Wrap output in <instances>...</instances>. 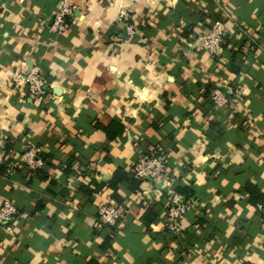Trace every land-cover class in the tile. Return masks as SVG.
<instances>
[{
    "label": "crops",
    "instance_id": "0c3cea01",
    "mask_svg": "<svg viewBox=\"0 0 264 264\" xmlns=\"http://www.w3.org/2000/svg\"><path fill=\"white\" fill-rule=\"evenodd\" d=\"M71 1L76 22L56 33L64 0H0V143L13 154L0 200L19 209L12 234L0 225V264H264V201L246 189L264 193V0ZM225 14L221 52L198 48ZM34 66L51 84L41 96L17 80ZM210 86L230 103L214 106ZM34 147L36 170L20 161ZM156 150L170 189L192 192H179V233L170 190L133 174ZM110 199L126 206L117 225L98 220Z\"/></svg>",
    "mask_w": 264,
    "mask_h": 264
},
{
    "label": "built area",
    "instance_id": "2783aa9c",
    "mask_svg": "<svg viewBox=\"0 0 264 264\" xmlns=\"http://www.w3.org/2000/svg\"><path fill=\"white\" fill-rule=\"evenodd\" d=\"M77 6L71 0H64L62 7L55 13L51 29L56 33H64L69 25L76 22L75 11ZM227 18L229 15L216 19L210 28L198 34L196 45L201 50L212 55L221 52L227 32ZM226 19V20H225ZM138 27L131 23L127 25V34L132 37L138 33ZM18 83H22L33 96H41L50 88L46 78L42 75L39 67L34 66L26 74L17 76ZM212 100L216 107H224L230 103L229 96L218 86L214 87L211 93ZM7 159L6 148L0 143V167ZM22 163L30 168L36 169L45 164L44 150L41 147H34L23 153L20 157ZM133 174L139 180H148L160 183L170 190V202L166 212L169 228L174 233L181 231L182 218L189 208V200L181 193L171 188L172 180L168 176V158L163 150L143 153L139 156L133 166ZM126 212L124 203L115 199L102 202L98 209V220L104 225H117ZM19 214L16 203L8 198L0 200V225L8 233L14 232V222Z\"/></svg>",
    "mask_w": 264,
    "mask_h": 264
},
{
    "label": "trees",
    "instance_id": "16d2710c",
    "mask_svg": "<svg viewBox=\"0 0 264 264\" xmlns=\"http://www.w3.org/2000/svg\"><path fill=\"white\" fill-rule=\"evenodd\" d=\"M216 19H218V18H216ZM214 87H216V86H213V87L210 86V88H209V90L207 92V95H209L212 104L214 106H216L214 104V101L212 100V97H211V93H212V90H213ZM101 127L109 135V137H111V138L116 137L124 129V125H122V124L119 125V124H117L116 121L112 122L108 126L102 125ZM117 128H119V129H117ZM5 148H6V152H7V157L10 154L12 156L13 154H12V151L10 149V144L7 143ZM44 158H45V155H44ZM1 167H2V165H1ZM1 167H0V169H1ZM36 169H38V168H36ZM122 178H123V173H121L120 170H119L117 172V174L115 175V177L113 178V182H115V184H116V182L121 180ZM176 187H177L178 191L181 192L182 194L186 195L187 197L191 196L192 192L190 190V187H188L186 185H182V184H177ZM246 189L251 194V196L249 198L251 203L257 205L259 202L264 201V193H262L259 190L258 187H256L255 185H252V184H248ZM115 197H116L117 200H120L119 196H117L116 194H115Z\"/></svg>",
    "mask_w": 264,
    "mask_h": 264
},
{
    "label": "water",
    "instance_id": "95a60500",
    "mask_svg": "<svg viewBox=\"0 0 264 264\" xmlns=\"http://www.w3.org/2000/svg\"><path fill=\"white\" fill-rule=\"evenodd\" d=\"M53 19H54V17H53ZM52 22H53V20H52Z\"/></svg>",
    "mask_w": 264,
    "mask_h": 264
}]
</instances>
